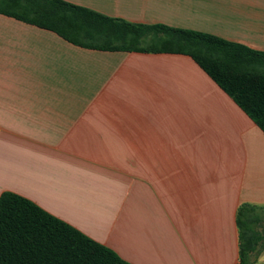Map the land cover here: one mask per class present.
I'll use <instances>...</instances> for the list:
<instances>
[{
	"label": "crops",
	"instance_id": "1",
	"mask_svg": "<svg viewBox=\"0 0 264 264\" xmlns=\"http://www.w3.org/2000/svg\"><path fill=\"white\" fill-rule=\"evenodd\" d=\"M64 1L264 53V0ZM5 192L130 264H239L238 210L264 208V132L189 56L82 48L0 14Z\"/></svg>",
	"mask_w": 264,
	"mask_h": 264
},
{
	"label": "trees",
	"instance_id": "2",
	"mask_svg": "<svg viewBox=\"0 0 264 264\" xmlns=\"http://www.w3.org/2000/svg\"><path fill=\"white\" fill-rule=\"evenodd\" d=\"M0 14L56 33L82 48L191 57L264 132V53L162 24H133L64 0H0ZM264 208L237 213L239 264L264 253ZM261 229V230H260ZM0 264H130L29 199L0 197Z\"/></svg>",
	"mask_w": 264,
	"mask_h": 264
}]
</instances>
